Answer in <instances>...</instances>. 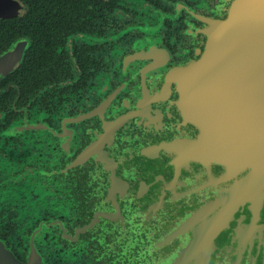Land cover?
<instances>
[{"label":"flooded vegetation","instance_id":"af4514ba","mask_svg":"<svg viewBox=\"0 0 264 264\" xmlns=\"http://www.w3.org/2000/svg\"><path fill=\"white\" fill-rule=\"evenodd\" d=\"M16 1L0 264H264V183L239 196L247 163L201 153L179 83L237 0H50L35 21Z\"/></svg>","mask_w":264,"mask_h":264},{"label":"water","instance_id":"95a60500","mask_svg":"<svg viewBox=\"0 0 264 264\" xmlns=\"http://www.w3.org/2000/svg\"><path fill=\"white\" fill-rule=\"evenodd\" d=\"M21 8L0 0V18ZM207 39L199 60L179 73L183 104L206 133L201 153L228 164L237 157L251 168L242 196L264 183V0H237L225 21L211 24Z\"/></svg>","mask_w":264,"mask_h":264},{"label":"trees","instance_id":"16d2710c","mask_svg":"<svg viewBox=\"0 0 264 264\" xmlns=\"http://www.w3.org/2000/svg\"><path fill=\"white\" fill-rule=\"evenodd\" d=\"M28 5L29 13L27 14L26 18L35 21L34 17H38L39 13L41 12V6L43 2L50 3V0H21ZM23 21V20H22Z\"/></svg>","mask_w":264,"mask_h":264}]
</instances>
